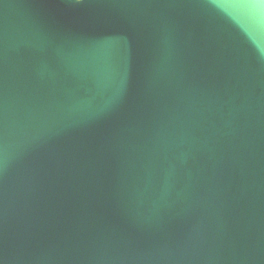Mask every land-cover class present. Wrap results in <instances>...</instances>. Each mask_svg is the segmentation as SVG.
Masks as SVG:
<instances>
[{"label": "water", "instance_id": "1", "mask_svg": "<svg viewBox=\"0 0 264 264\" xmlns=\"http://www.w3.org/2000/svg\"><path fill=\"white\" fill-rule=\"evenodd\" d=\"M0 264H264V0H0Z\"/></svg>", "mask_w": 264, "mask_h": 264}]
</instances>
